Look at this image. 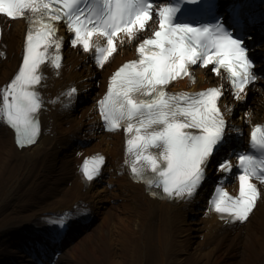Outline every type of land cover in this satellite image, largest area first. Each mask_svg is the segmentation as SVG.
Returning <instances> with one entry per match:
<instances>
[{"label": "snow or ice", "instance_id": "1", "mask_svg": "<svg viewBox=\"0 0 264 264\" xmlns=\"http://www.w3.org/2000/svg\"><path fill=\"white\" fill-rule=\"evenodd\" d=\"M189 0L157 4L155 0H0V14L8 18H27L22 65L14 78L0 88V118L16 132L20 147L34 144L41 132L40 110L43 96L38 90L44 79L42 65L50 61L61 67L63 37L58 35V21H64L74 34L71 44L85 51L96 50V60L104 63L117 51L119 43L136 40L158 17L152 35L138 43V58L125 62L110 78L107 93L98 102L109 130L126 128L127 152L131 171L137 180L162 188L169 198H192L207 177L214 153L227 143L229 125L219 101L223 85L199 92L168 91L169 85L183 76L196 77L193 66L213 65V71L227 72L237 99H243L248 85L258 76L248 56L244 39L216 23L177 22V13ZM197 3L198 0H190ZM214 11V0L205 5ZM234 24L243 27L238 18ZM96 37V40H93ZM100 40H104L103 45ZM77 92L72 87L68 94ZM249 119L251 113L248 114ZM251 149L237 153L239 194L232 195L219 184L210 209L230 222H247L264 203V124H255ZM105 157L86 158L82 173L91 181L100 174ZM218 168L232 173L230 159H222ZM260 182V186L258 183ZM152 195H158L152 191ZM61 229L66 219L50 221Z\"/></svg>", "mask_w": 264, "mask_h": 264}, {"label": "bare ground", "instance_id": "2", "mask_svg": "<svg viewBox=\"0 0 264 264\" xmlns=\"http://www.w3.org/2000/svg\"><path fill=\"white\" fill-rule=\"evenodd\" d=\"M28 29L24 18L0 16V88L14 78L22 62ZM58 35L63 37L61 67L57 69L45 61L43 71L48 76L38 86L43 96L38 141L19 150L13 130L4 121L0 124V202L5 195H9L11 202L0 208V229L23 224L34 214L57 205H69L82 194L75 174L78 159L73 137L87 135L92 143L89 150L106 151L114 158L112 166L120 160V134H90L87 126L98 118L96 101L106 87L108 74L134 55L135 41L121 43L120 50L107 65L99 68L87 52L67 45L64 29L59 28ZM209 69H195V81L185 79L177 87L198 89L223 85L224 78L214 76ZM71 87L77 92L69 95ZM252 93L247 108L236 117L231 113L238 111L241 99L224 92L221 103L231 121L247 126L249 113L252 120L264 119V81ZM80 99L84 100L81 104ZM112 166L106 170L105 177L114 184L113 191L99 187L87 193L89 198L97 197L98 204L112 199L118 207L101 210V218L93 223L92 230L66 252L69 264H261L264 261V203H258L247 222L230 227L206 211L200 198L179 204L152 200L145 185L129 178L133 177L129 171L118 167L113 172ZM219 174L209 167L202 187L206 188L205 183ZM27 179L32 180V186L35 183L39 195L35 213H20L17 206L22 204V189L26 192L30 186ZM120 198L123 202L119 203Z\"/></svg>", "mask_w": 264, "mask_h": 264}]
</instances>
